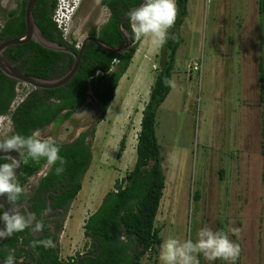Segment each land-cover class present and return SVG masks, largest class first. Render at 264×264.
Listing matches in <instances>:
<instances>
[{"label":"rangeland","instance_id":"obj_1","mask_svg":"<svg viewBox=\"0 0 264 264\" xmlns=\"http://www.w3.org/2000/svg\"><path fill=\"white\" fill-rule=\"evenodd\" d=\"M3 4L4 10L11 7ZM103 12L99 0H88L71 20V36L81 40L86 19L96 25V15ZM181 32L183 43L171 76L178 87L170 88L156 109L165 187L155 226L162 243L168 238L195 241L203 227L222 231L240 244L235 264H264V63L261 82L257 69L264 54V14H259L257 0H188ZM158 55L159 49L149 38L137 41L129 70L102 119L89 86L85 103L70 119L50 124L49 135L41 133L66 142L95 126L88 137L91 163L70 217L66 223V213L61 224L62 259L85 249L82 225L87 213L135 163L141 111L160 68ZM190 62L200 63L199 70H190ZM122 137L125 148L118 157ZM43 168L28 179L27 192ZM233 227L241 229L238 240L230 231ZM159 252L160 248L143 263L162 264ZM198 259L200 264H209L202 254Z\"/></svg>","mask_w":264,"mask_h":264},{"label":"trees","instance_id":"obj_2","mask_svg":"<svg viewBox=\"0 0 264 264\" xmlns=\"http://www.w3.org/2000/svg\"><path fill=\"white\" fill-rule=\"evenodd\" d=\"M130 1L132 0H127L132 3L129 4L130 7L140 2V0ZM24 2L25 0L20 9L10 12V16L2 27L5 38L23 35L25 31ZM187 3L188 0H176L178 7L176 23L169 30L167 43L159 48L160 68L155 72L150 85L148 101L141 111L135 146V163L123 177L114 181L113 188L103 196L97 208L84 220L82 228L86 239L85 249L82 252H76L74 256L62 259L59 245L62 223L52 230L50 220L45 219L42 221L44 228L39 236H35L29 228L2 239L0 242L1 261H5L9 251L14 250L16 260L23 259L32 264H146L143 260L151 258L160 248L162 238L158 227L155 226V220L165 187V174L164 154L155 130L156 109L170 89L165 85L164 79L171 78L177 51L183 43L181 25L187 15ZM257 5L259 14H264V0H257ZM55 6L56 0L51 4L46 3L41 9L42 18L38 16L35 8L33 17L46 39L69 47V43L61 37V32L57 30L52 19ZM128 29L131 35V45L128 49L117 53L109 52L89 42L84 49L80 66L72 79L62 86L51 89L31 87L26 97L13 111H10V106L17 99L16 87L21 83L6 76L0 70V115L10 113L11 118V128L4 138L13 134L28 136L35 129H40L41 133L46 131L45 134L49 135L53 129L48 128L50 124L55 121L58 125L70 119L73 113L85 103L89 86L93 88L100 104L102 119L137 49V40L131 32L130 23H128ZM94 32L91 30L90 34L95 35ZM118 35L116 19H111L98 31L97 37L105 44L118 46L119 41L115 38ZM70 47L76 49L73 45ZM34 49L38 50L35 55H32L34 58L27 59L28 51L32 53ZM42 52L52 56L65 53L47 49L29 40L23 44L10 45L5 56L15 62L25 55L26 69L23 70L25 73L42 79H51L53 77L52 67L48 68V72H38L45 63L41 60ZM113 58H116L118 62L113 64ZM263 63L264 54H261L257 66L260 82L263 80ZM18 65L21 69L20 64ZM50 65L52 66L53 63ZM68 69L69 67L66 71ZM263 88L264 84H261V90ZM262 121L264 135V116ZM94 131L95 126H92L90 130L80 133L72 141L58 142L55 140L60 147V156L66 161L63 165L64 171L59 175L56 174L55 168L60 166L59 162L51 169L48 168L46 174L40 178L34 192L29 193L24 189V194L16 201V204L27 201L31 213H34L38 219L43 216L41 214L46 209L47 198H49L51 207H64L66 215L71 202L82 187V178L91 163V145L90 141L85 144V138ZM118 144L116 155L120 157L125 148V138L122 137ZM262 147L264 148V143ZM23 157L27 162H23L16 179L24 188L28 179L41 169L46 159L41 158L39 162H34L27 157V153H24ZM5 162H9L7 157H0V164ZM194 198H197L196 194ZM22 214L27 215L23 209ZM0 215H2L1 207ZM121 234L126 235L127 243L119 240ZM46 238H51L56 247L52 249L38 247L35 251L30 247L32 240Z\"/></svg>","mask_w":264,"mask_h":264},{"label":"clouds","instance_id":"obj_3","mask_svg":"<svg viewBox=\"0 0 264 264\" xmlns=\"http://www.w3.org/2000/svg\"><path fill=\"white\" fill-rule=\"evenodd\" d=\"M81 1L79 0L75 5L72 14L77 10ZM177 16L176 0H144L141 6L130 10L128 13L134 39L139 41L142 38H149L151 44L157 49L162 48L167 43L169 30L174 27ZM113 62H118V60L113 58ZM164 83L173 90L178 87L174 78L166 77ZM7 115L8 113L0 115V124L4 127V134L0 135V150L4 152L15 151L19 153L20 157L27 153V157L34 162H39L41 158H45L49 169L59 162L60 166L55 168V172L57 175L61 174L64 171L63 165L66 161L60 156V147L56 141L50 136L43 137L40 129L33 130L28 136L13 134L4 138L11 128V118ZM7 128L9 129L7 130ZM7 159L9 162L0 164V196H6L13 207L3 211L0 215V219L5 222V227L0 229V239L9 238L14 233L23 232L29 228L33 234L40 233L44 228L43 222L37 219L34 213L22 214L16 206V201L25 191L16 179V169L21 166V159L11 155H8ZM2 206L0 205V207ZM49 211L50 209H45L41 215H47ZM230 231L237 237V240L240 238V228L233 227ZM119 240L127 243L126 235L121 234ZM30 247L35 251L38 247L52 249L56 247V244L51 238L35 239L30 242ZM240 253V244L229 239L227 234L222 231H214L210 227H203L198 230L195 241L191 237L184 241L176 238L166 239L160 246L159 260L162 264H200L198 257L202 254L209 264L216 260L235 264ZM4 264H17L14 250L9 251Z\"/></svg>","mask_w":264,"mask_h":264},{"label":"flooded vegetation","instance_id":"obj_4","mask_svg":"<svg viewBox=\"0 0 264 264\" xmlns=\"http://www.w3.org/2000/svg\"><path fill=\"white\" fill-rule=\"evenodd\" d=\"M3 1H4L5 4H11V7L9 9H5L4 10L2 8V6H4ZM23 1L24 0H0V25H2V27L4 26L7 18L10 16V12L11 11H17V9H20ZM53 1L54 0H36L33 3V6H32V13H33V9L36 8L37 9V12H38V16L40 18H42L41 17V12H42L41 9L46 5V3L51 4ZM87 1L88 0H82L81 1V3L79 5V7L77 8V10L72 14V20H73L75 14H77L79 12V10L81 11V8H82L83 4H85ZM132 1H135V0H132ZM132 1H130V2H132ZM26 2H27V0H25V2H24V5H23L24 9H25ZM143 3H144V0H140V2L136 6L130 7L129 4L131 5L132 3L127 2V0H99V5L104 9V12L102 14L101 13H98V15H96L98 17L94 20V22H96L97 24L96 25L90 24L89 23L90 19L87 16L88 18L86 19V21L84 23V25H86V28H85V31H84L85 34L81 38V40H76V38H74L73 36H71L72 35V29H71V31H70L71 33L68 36L69 37V40H66V41L69 43L70 46L71 45L75 46L76 49H72L70 46L68 48H70L73 51L77 52L79 50V48L81 47V45H82V43H83V41H84L85 38H87V37H96V38H98L97 37L98 36V31L101 30L102 27H103V25L105 23H107L108 21H110L111 19H116L117 31H118L119 35L118 36H115V38L119 41V45L118 46L122 45L124 43V41H125V36L124 35H127L129 37V39L131 38L130 37L131 36L130 35V31L128 29V23H130L129 18H128V13H129L130 10L135 9V8L141 6ZM17 13L18 12H16V14ZM33 18H35V17H33ZM34 21H35V19H34ZM119 22H121V28L119 27ZM2 27H0V42L7 39V37L5 38V34L2 31ZM56 28H57V26H56ZM25 30H26V27H25ZM57 30H59V29L57 28ZM91 30H94L95 31L94 32L95 35H91L90 34V31ZM24 33H25V31H24ZM40 33H41V30H40ZM41 35H42V33H41ZM61 37L63 38L62 34H61ZM89 42H92V41L87 40L86 43H85V47H86V45ZM130 45H131V42H130ZM9 46H7L3 50L4 55H5V52L8 50ZM129 46H128V48H129ZM85 47H84V49H85ZM37 52H38L37 49L32 50V53L28 51V55H26V58L32 60L34 58L32 55L33 54L35 55ZM62 52H64V51H62ZM83 55H84V50L82 52L81 59H82ZM24 58H25V55H22V57L19 60H16L15 62L11 61L10 59L9 60L12 63H14V65L17 68L19 66L18 64H20V68L22 69V71L23 70L25 71L26 66L24 64ZM41 60L45 62L43 64L44 67L41 68L38 72L39 73H41L42 71L48 72L49 69L52 67V69H53V77L51 79H53V78H58V77L62 76L64 74V72L66 71V68L67 67H69V68L71 67L74 58H73V55L72 54L67 53V52H65L64 54H60L58 56H55V55L52 56L49 53L42 52ZM50 63H53V65L51 66ZM115 63L116 62H114L113 64H115ZM79 66H80V63H79ZM88 96H89V94L87 93V97ZM17 105L14 107V109L17 107ZM86 130H84V131H86ZM84 131H82V132H84ZM82 132H80V133H82ZM78 135L76 137H78ZM43 137H47V136H43ZM88 137H89V135H87L86 138H85V144H87L88 141H89L88 140ZM54 140L58 141L57 139H54ZM72 140H70V141H72ZM58 142H61V141H58ZM66 142H68V141H66ZM43 166H45V167L43 168ZM43 166L41 167L43 169L41 170V173L38 175V177H37V179L35 181L34 187H33L32 191L30 193H33L34 192V190L36 189L37 184H38L40 178L46 174V171L49 168L47 162H45ZM48 194H49V192L47 193V195ZM48 204H49V207H50L51 210L49 211V213L47 215L50 216L48 218L50 220V228L52 230H54V228L56 227V225H59L65 219V211L64 212H61L59 210V208L61 206L54 207V208L51 207V201L49 200V198H47V207H46V209H48ZM21 213H22V211H21ZM30 230H31V228H30ZM40 234H41V232H40Z\"/></svg>","mask_w":264,"mask_h":264},{"label":"water","instance_id":"obj_5","mask_svg":"<svg viewBox=\"0 0 264 264\" xmlns=\"http://www.w3.org/2000/svg\"><path fill=\"white\" fill-rule=\"evenodd\" d=\"M35 1L36 0H27L26 5H25V9H24V22H25V27H26L25 33L20 37H11V38H7L6 40H3L0 42V70L6 76L15 79L17 82L26 83V84L32 86L33 88H43V89H51V88H55V87H59V86L64 85L70 79H72V77L77 72V69H78V66H79V63L81 60V55H82V52L84 50L85 43L87 40L92 41L99 48H101L105 51L115 52V53L123 52L130 45V39L127 35H124L125 41L120 46H110L108 44L103 43L102 41H100L96 37H87L84 39L81 47L79 48V50L77 52H75L72 49L68 48L67 46L61 45L55 41H50L41 35L39 27L36 25V23L34 21L33 13H32V6H33V3ZM119 27L121 28V22H119ZM29 40H33V41L37 42L38 44H40L41 46H43L47 49H51V50H55V51H64V52L72 54L74 60H73L71 67L62 76H60L58 78H53V79H42L39 77L31 76V75L25 73L24 71L20 70L19 68H17L14 65V63H12L4 55L3 50L9 45L23 44ZM8 155H11L12 157L17 158V159H21V166L16 169V172L18 175L21 168H22V165L24 162V157H20L19 153L15 152V151L4 152V151L0 150V157H7ZM0 205H3L1 207L2 213H3V211H6V210L13 207L12 203L8 201L6 196H0ZM16 206L20 209V211H22V209L25 210V212L27 214L29 212H31L29 209L27 201H22V202L16 204ZM48 209H50L49 204H48ZM59 210L61 212L65 211V209L63 207H60ZM49 217L50 216L45 215V216L39 218V220L43 221L45 219H48ZM4 227H5V222L1 219L0 220V229H3ZM39 234L40 233H36L34 235L38 236ZM1 240L2 239H0V242H1ZM16 261H17V264H32L31 262H28V261L23 260V259H18ZM0 264H4V261L0 260Z\"/></svg>","mask_w":264,"mask_h":264},{"label":"built area","instance_id":"obj_6","mask_svg":"<svg viewBox=\"0 0 264 264\" xmlns=\"http://www.w3.org/2000/svg\"><path fill=\"white\" fill-rule=\"evenodd\" d=\"M79 0H56V6L52 14V19L60 30L63 38L65 40H69V34L71 33L72 29V12L74 10L75 5L78 3ZM188 67L194 70H199L200 63L197 62H190ZM22 86L17 89V99L11 104L10 111H13L14 107L19 104L24 97L29 92L30 88L27 84H21ZM29 88V89H28ZM7 116H10L8 113ZM6 116V117H7ZM4 134V127L0 124V135Z\"/></svg>","mask_w":264,"mask_h":264},{"label":"crops","instance_id":"obj_7","mask_svg":"<svg viewBox=\"0 0 264 264\" xmlns=\"http://www.w3.org/2000/svg\"><path fill=\"white\" fill-rule=\"evenodd\" d=\"M144 65H145V64L143 63L142 66L144 67ZM142 66H141V65L139 66V68H138L139 71H141ZM128 70H129V67H128L127 71H128ZM127 71H126V72H127ZM126 72H125V73H126ZM125 73H124V74H125ZM122 77H123V76H122ZM122 77H121V78H122ZM80 190H81V189H80ZM79 192H80V191H79ZM79 192L77 193L75 199L71 202L70 207H69V210L67 211V218H66V220H65L66 223H67L68 217H70L69 215H70V213H71V211H72V209H73L74 202H75V200L77 199V196H78ZM100 202H101V201H100ZM100 202H99V203H100ZM81 205H84V204L81 202ZM98 205H99V204H98ZM84 206L86 207V205H84ZM85 207H84V208H85ZM96 208H97V207H95L94 209H92L90 212L88 211L89 213H87V214L89 215V214H90L91 212H93ZM88 215H87V216H88ZM65 216H66V215H65ZM63 231H64V228H63ZM61 235H62V233H61ZM61 235H60V236H61ZM60 236H59V243L61 244V239H62V238H61ZM60 244H59V245H60ZM83 246H84V245H83ZM61 247H62V246L60 245V249H61ZM75 250H76V249H75ZM82 251H83V250H80V252H82Z\"/></svg>","mask_w":264,"mask_h":264}]
</instances>
